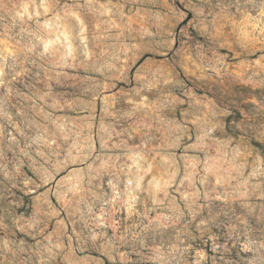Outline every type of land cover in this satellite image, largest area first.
I'll return each instance as SVG.
<instances>
[{
  "label": "rangeland",
  "instance_id": "374dc122",
  "mask_svg": "<svg viewBox=\"0 0 264 264\" xmlns=\"http://www.w3.org/2000/svg\"><path fill=\"white\" fill-rule=\"evenodd\" d=\"M0 264H264V0H0Z\"/></svg>",
  "mask_w": 264,
  "mask_h": 264
}]
</instances>
